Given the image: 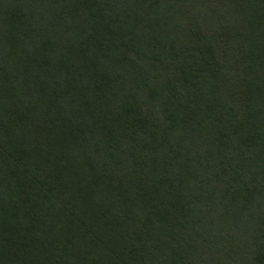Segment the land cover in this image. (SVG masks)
<instances>
[{
  "label": "trees",
  "instance_id": "16d2710c",
  "mask_svg": "<svg viewBox=\"0 0 264 264\" xmlns=\"http://www.w3.org/2000/svg\"><path fill=\"white\" fill-rule=\"evenodd\" d=\"M0 264H264V0H0Z\"/></svg>",
  "mask_w": 264,
  "mask_h": 264
}]
</instances>
